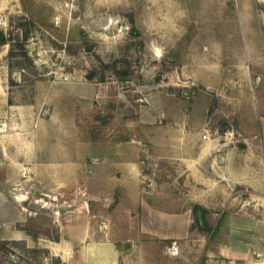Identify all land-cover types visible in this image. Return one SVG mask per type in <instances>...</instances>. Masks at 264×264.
Returning a JSON list of instances; mask_svg holds the SVG:
<instances>
[{"label":"crops","instance_id":"0c3cea01","mask_svg":"<svg viewBox=\"0 0 264 264\" xmlns=\"http://www.w3.org/2000/svg\"><path fill=\"white\" fill-rule=\"evenodd\" d=\"M257 75L238 83L231 137L166 126L164 156L179 158L185 173L181 195L143 191L138 141L122 139L114 125L95 134L86 98H38L51 85L33 83L31 106L23 94L12 116L0 112V242L40 255L35 264H193V253L232 261L264 253V83L257 81L264 75ZM196 205L223 216L210 241L197 232Z\"/></svg>","mask_w":264,"mask_h":264},{"label":"rangeland","instance_id":"374dc122","mask_svg":"<svg viewBox=\"0 0 264 264\" xmlns=\"http://www.w3.org/2000/svg\"><path fill=\"white\" fill-rule=\"evenodd\" d=\"M0 31L2 118L23 94L31 106L33 83L51 85L38 98L70 104L82 95L95 134L114 125L138 141L143 191L153 194L183 193L181 160L164 156L166 126L231 137L238 83L264 75V0H0ZM25 248L0 242V264H35L40 255ZM192 256L193 264H264L263 252Z\"/></svg>","mask_w":264,"mask_h":264},{"label":"trees","instance_id":"16d2710c","mask_svg":"<svg viewBox=\"0 0 264 264\" xmlns=\"http://www.w3.org/2000/svg\"><path fill=\"white\" fill-rule=\"evenodd\" d=\"M7 42V38L4 36L3 32L0 31V47ZM122 78V76H120ZM221 125H226L225 121H221ZM198 214L196 216L197 231L202 236H205L208 241L214 238L217 234L219 226L221 224L222 215L218 218L209 215L200 205H196Z\"/></svg>","mask_w":264,"mask_h":264},{"label":"built area","instance_id":"2783aa9c","mask_svg":"<svg viewBox=\"0 0 264 264\" xmlns=\"http://www.w3.org/2000/svg\"><path fill=\"white\" fill-rule=\"evenodd\" d=\"M208 133H207V131L206 132H204L203 134H202V138L203 139H206L207 137H208ZM60 264H71V263H69V262H62V263H60Z\"/></svg>","mask_w":264,"mask_h":264}]
</instances>
